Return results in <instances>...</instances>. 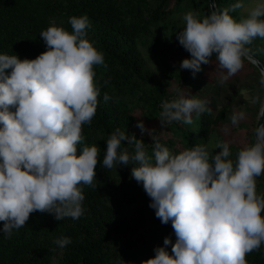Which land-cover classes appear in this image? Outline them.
Segmentation results:
<instances>
[{"label": "clouds", "instance_id": "1", "mask_svg": "<svg viewBox=\"0 0 264 264\" xmlns=\"http://www.w3.org/2000/svg\"><path fill=\"white\" fill-rule=\"evenodd\" d=\"M241 2L204 18L192 11L184 15L185 28L176 34L190 54L179 65L193 78L215 54L222 82L237 73L248 56L246 47L264 39V0L239 22L230 12ZM72 31L50 26L41 31L46 50L35 59L0 54V232L10 239L34 212L51 214L56 221L79 219L85 213L84 185H92L100 148L79 149L82 125L96 114L100 88L94 66L104 55L87 39L88 16L69 19ZM264 83V81H262ZM111 97L105 93L103 100ZM160 125L191 124L195 113L207 110L206 101L181 89L177 97L162 101ZM15 109L12 111L11 109ZM264 110L254 129L255 143L229 159L227 143L209 152L195 144L178 154L151 137L152 155L142 139L117 128L106 142L103 166L132 167L131 177L150 198L149 208L162 224L171 222L175 242L163 240L154 257L142 264H247L246 255L264 243V196L256 192V178L264 174ZM243 113L231 117L232 124ZM137 128L146 131L142 121ZM125 145L134 146L129 153ZM59 248L70 237L53 241ZM171 244V255L166 250Z\"/></svg>", "mask_w": 264, "mask_h": 264}, {"label": "trees", "instance_id": "2", "mask_svg": "<svg viewBox=\"0 0 264 264\" xmlns=\"http://www.w3.org/2000/svg\"><path fill=\"white\" fill-rule=\"evenodd\" d=\"M246 1L239 0L242 4ZM237 2L214 0L216 11ZM192 11L201 19L206 17L211 13L209 1L0 0V54L35 59L46 50L41 31L57 26L71 32L69 19L86 14L91 23L87 39L104 55V64L94 66V81L100 88L96 114L90 124L82 125L83 141L77 145L78 154L85 146L100 148L95 180L83 186L85 213L79 219L62 221L46 212L31 213L25 226L15 230L10 239L0 232V264H142L154 257V248L164 246L166 237L175 242L171 222H160L148 206L150 198L142 185L131 177L136 162L107 169L103 158L106 142L117 128L142 139L152 155L145 124L144 133L136 126L142 121L135 113L137 109L146 119L158 122L156 134H151L174 154L214 139L225 119L226 107L213 112L207 105L199 116L193 113L191 124L171 122L161 126L159 122L162 101L177 97V91L175 94L169 90L173 84L206 101L201 86L207 65H201L202 71L193 78L190 70L180 69V63L171 65L167 61L175 51L181 60L190 58L176 34L186 26L184 15ZM229 14L237 22L248 16L240 8ZM246 47L264 67V39L257 37ZM214 61L215 54L210 62ZM243 63L255 68L245 58ZM105 93L111 97L108 102L103 100ZM253 144L254 135L245 147ZM125 147L134 153V146ZM245 147L229 145V159L235 161ZM256 192L264 196V174L256 178ZM60 237H70L71 243L59 248L53 241ZM166 250L172 254L171 244ZM245 258L247 264H264V243Z\"/></svg>", "mask_w": 264, "mask_h": 264}, {"label": "rangeland", "instance_id": "3", "mask_svg": "<svg viewBox=\"0 0 264 264\" xmlns=\"http://www.w3.org/2000/svg\"><path fill=\"white\" fill-rule=\"evenodd\" d=\"M260 3L261 0H248L243 3L240 12L248 15ZM167 61L174 65L175 63H181L182 60L178 56V52L175 51L167 57ZM150 62L148 61V64ZM255 68L243 63L242 68L237 73L222 82L223 70L220 69L218 62L214 61L207 64V70L203 77L204 84L201 86V90L206 96V103L213 112L226 107L224 121L217 128L214 139L206 144L208 150L218 151L217 145L221 143L244 147L248 145L253 135L258 113L264 104V83H262L264 78L259 70ZM169 90L175 93L181 89H177V85L173 84ZM135 113L145 124L147 132L152 131L155 135L158 122L146 119L139 109L135 110ZM240 113H243V119L238 120L236 124H232L231 117ZM167 134L172 135L169 131Z\"/></svg>", "mask_w": 264, "mask_h": 264}, {"label": "water", "instance_id": "4", "mask_svg": "<svg viewBox=\"0 0 264 264\" xmlns=\"http://www.w3.org/2000/svg\"><path fill=\"white\" fill-rule=\"evenodd\" d=\"M209 1V7H210V10L211 12L212 11H216V8H215V3H214V0H208ZM249 63H251L252 65H254L258 70L259 72L261 73V75L263 76L264 78V67L260 64V62L254 58L251 54L248 53V56L245 58ZM264 110V104L263 106L261 107L259 113ZM258 113V115H259ZM257 120H258V116H257ZM257 120H256V123H255V127H256V124H257ZM264 122V117H261V120L258 121V124L259 123H263ZM255 129V128H254ZM254 135V134H253ZM254 143H255V135H254Z\"/></svg>", "mask_w": 264, "mask_h": 264}]
</instances>
